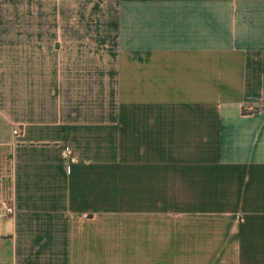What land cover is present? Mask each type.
Segmentation results:
<instances>
[{
    "label": "crops",
    "instance_id": "0c3cea01",
    "mask_svg": "<svg viewBox=\"0 0 264 264\" xmlns=\"http://www.w3.org/2000/svg\"><path fill=\"white\" fill-rule=\"evenodd\" d=\"M0 202V264H264V0H0Z\"/></svg>",
    "mask_w": 264,
    "mask_h": 264
},
{
    "label": "built area",
    "instance_id": "2783aa9c",
    "mask_svg": "<svg viewBox=\"0 0 264 264\" xmlns=\"http://www.w3.org/2000/svg\"><path fill=\"white\" fill-rule=\"evenodd\" d=\"M12 134L17 135V131L13 130ZM65 154L67 155V153ZM13 211L14 208L11 203L0 202V216L12 215Z\"/></svg>",
    "mask_w": 264,
    "mask_h": 264
}]
</instances>
